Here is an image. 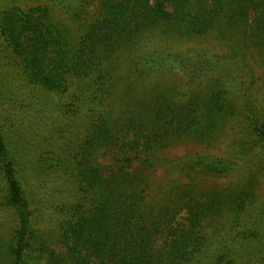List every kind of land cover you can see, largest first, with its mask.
Returning a JSON list of instances; mask_svg holds the SVG:
<instances>
[{"label":"trees","instance_id":"trees-1","mask_svg":"<svg viewBox=\"0 0 264 264\" xmlns=\"http://www.w3.org/2000/svg\"><path fill=\"white\" fill-rule=\"evenodd\" d=\"M0 264H264V0H7Z\"/></svg>","mask_w":264,"mask_h":264},{"label":"rangeland","instance_id":"rangeland-1","mask_svg":"<svg viewBox=\"0 0 264 264\" xmlns=\"http://www.w3.org/2000/svg\"><path fill=\"white\" fill-rule=\"evenodd\" d=\"M7 0H0V10L4 9V7L6 6V2Z\"/></svg>","mask_w":264,"mask_h":264}]
</instances>
